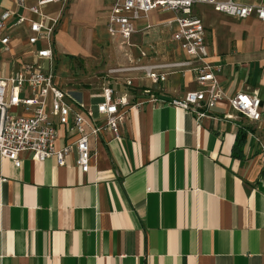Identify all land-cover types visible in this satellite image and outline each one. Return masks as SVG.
Here are the masks:
<instances>
[{"label": "crops", "instance_id": "obj_1", "mask_svg": "<svg viewBox=\"0 0 264 264\" xmlns=\"http://www.w3.org/2000/svg\"><path fill=\"white\" fill-rule=\"evenodd\" d=\"M203 7L219 87L226 96L256 91L260 119L220 100L197 123L167 104L197 88L189 73L158 84L134 78L128 87L123 77L137 73L106 74L111 86L117 76L118 91L126 89L125 118L118 136L102 132L90 141L86 172L74 153L63 166L26 153L18 167L0 158V264H264V163L257 157L264 143V20ZM117 51L107 70L127 66ZM73 90L85 104L100 100V89Z\"/></svg>", "mask_w": 264, "mask_h": 264}, {"label": "built area", "instance_id": "obj_2", "mask_svg": "<svg viewBox=\"0 0 264 264\" xmlns=\"http://www.w3.org/2000/svg\"><path fill=\"white\" fill-rule=\"evenodd\" d=\"M68 2L6 0L7 5L0 6V55L7 58L0 67V158L13 167L20 166L22 153L34 162L52 158L57 166L65 165V158L74 153L75 164L86 172L93 154L90 141L102 132L113 137L120 133L128 94L125 88L118 91L117 76L112 77L116 85L107 81L100 88V100L93 104L73 97L56 79L54 33ZM199 5L233 19L264 20V5L258 3L110 0L103 13L104 32L123 54L127 66L108 69L107 74L137 73L123 77L122 84L128 87L134 78L158 84L170 74L189 73L197 88L185 91L181 98L168 99L167 104L188 111L198 123L211 107L225 100L246 119L259 120L256 91L226 96L219 87L216 73L220 67L208 60L204 27L196 11ZM136 36L142 38L136 40ZM167 37L169 44L164 41ZM143 92L151 102H159L149 89ZM258 146L257 157L264 163V143L258 142Z\"/></svg>", "mask_w": 264, "mask_h": 264}, {"label": "rangeland", "instance_id": "obj_3", "mask_svg": "<svg viewBox=\"0 0 264 264\" xmlns=\"http://www.w3.org/2000/svg\"><path fill=\"white\" fill-rule=\"evenodd\" d=\"M109 0H70L61 15L56 37V55L53 66L56 79L70 94L76 95L75 88L93 87L100 89L106 84L107 68L113 56V50L117 49L108 42L103 28V11ZM7 5L6 0H0V6ZM199 5L196 8L199 16L207 7ZM50 9H54L51 6ZM203 13V12H202ZM142 37L136 36L135 39ZM164 41L169 44L168 37ZM81 48L74 51L70 45L75 44ZM69 48V49H67ZM118 52V51H117ZM124 59L123 54L118 55ZM6 56L0 55L1 62L7 61ZM119 57V56H118ZM116 59V58H115ZM9 64H6L4 73L8 74ZM80 93V94H79ZM78 92L77 95H82Z\"/></svg>", "mask_w": 264, "mask_h": 264}, {"label": "trees", "instance_id": "obj_4", "mask_svg": "<svg viewBox=\"0 0 264 264\" xmlns=\"http://www.w3.org/2000/svg\"><path fill=\"white\" fill-rule=\"evenodd\" d=\"M72 96H73V97H75L76 99H79V100H80V98H79L78 96H76V95H73V94H72Z\"/></svg>", "mask_w": 264, "mask_h": 264}]
</instances>
